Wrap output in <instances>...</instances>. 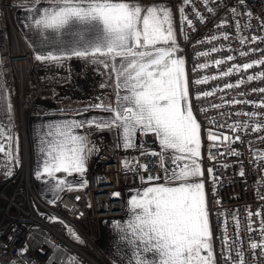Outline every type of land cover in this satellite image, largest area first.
I'll return each mask as SVG.
<instances>
[{"label": "built area", "instance_id": "2783aa9c", "mask_svg": "<svg viewBox=\"0 0 264 264\" xmlns=\"http://www.w3.org/2000/svg\"><path fill=\"white\" fill-rule=\"evenodd\" d=\"M132 2L159 3L171 9L174 16L177 46L184 55L188 100L202 132L197 162L203 173L200 179L205 187L216 264H233L238 251H243L245 264H264L261 249L249 247L251 242L264 240V128L252 131L258 123L264 125V107L259 106L264 105V92L254 91L264 88V78L248 80V76L264 72V65L255 64L247 70L242 67L264 59V0ZM19 7L0 0V90L9 101V109L0 112V144L5 145V152H0V264H57L49 263L50 246L42 240L30 241L33 230L44 233L51 244L70 250L82 264H113L98 245L99 220L125 213L126 191L165 182L164 169L169 168L165 153L163 160L160 155H152L160 153L161 148L151 132L140 135L138 147L123 148L116 138V128L84 123L82 132L93 146L86 187L67 190L52 202L43 201L33 184L28 114L40 98L59 95L75 102L78 109H88L105 105L108 93L91 88L79 57L35 59L11 16V11ZM202 52L208 55H199ZM217 60L224 62L217 65ZM200 64L208 66L200 68ZM233 65L240 71L222 75ZM204 77L216 78L195 83ZM241 80L244 83L238 84ZM206 92L212 94L203 95ZM247 113L260 115L250 117ZM106 131L109 137L103 135ZM208 133L220 139L209 140ZM14 136L19 139L15 165ZM224 136L230 139L225 141ZM9 149L11 159L6 155ZM170 165H174L172 161ZM149 176L156 179L148 180Z\"/></svg>", "mask_w": 264, "mask_h": 264}, {"label": "snow or ice", "instance_id": "6c2138e0", "mask_svg": "<svg viewBox=\"0 0 264 264\" xmlns=\"http://www.w3.org/2000/svg\"><path fill=\"white\" fill-rule=\"evenodd\" d=\"M37 3L39 0L27 9L33 13L29 16L31 27L37 30L42 44L63 49L59 55L52 51L37 55V60L59 61L71 55L91 57L94 62L99 57H107L113 62L118 89L116 107L105 109L111 113L108 119H93L87 123L98 128L122 129L125 147L133 146L132 138L137 131L151 132L158 138L161 148L160 153L153 152L152 155H160L163 160L166 151L171 150L174 154L172 163L176 167L170 174L167 168L164 169L165 183L148 186L132 195L128 202L130 219L124 225H116L124 233L122 239L134 247L133 264H216L204 184L191 182V178L203 174L196 159L200 155V125L188 104L184 60L176 55L170 10L157 5L144 7L132 0H50V7L39 9L35 7ZM199 55L207 56L208 53ZM223 62L215 61L217 65ZM255 64L264 65V59L245 63L242 67L247 70ZM207 66L199 65L200 68ZM233 70L240 71V68L233 65L222 75H230ZM215 78L204 77L195 83L202 84ZM261 78H264V72L248 76L249 81ZM242 83L243 80L238 81V84ZM254 91L264 92V88ZM211 94L203 93L205 96ZM95 107L104 108V105ZM246 115L256 117L260 114ZM47 127L40 148L45 160L37 177L42 174L51 177L61 171L83 173L86 155L92 150L87 147L86 137L74 131L83 127V122ZM262 128L264 125L258 123L252 131ZM208 139L217 141L220 137L209 133ZM229 139L223 137L225 141ZM0 152H5V145L0 144ZM6 155L11 159L10 149ZM181 161L184 162L182 167L178 163ZM208 171L211 173L212 170ZM6 174L11 175L10 172ZM153 179L156 178L148 177V180ZM64 183L58 181L57 187ZM261 228L264 233V224ZM72 235L79 239L75 233ZM227 240L225 236V243ZM249 247L261 249V255H264V240L251 242ZM236 257L233 264H245L243 251H238Z\"/></svg>", "mask_w": 264, "mask_h": 264}, {"label": "crops", "instance_id": "0c3cea01", "mask_svg": "<svg viewBox=\"0 0 264 264\" xmlns=\"http://www.w3.org/2000/svg\"><path fill=\"white\" fill-rule=\"evenodd\" d=\"M37 4L42 5V6L38 5L39 8L40 7L45 8L51 6L50 0L48 1L42 0V2H39ZM151 5H156V4H151ZM157 6L160 5L157 4ZM17 9H21V7ZM169 10L172 14V26H173V32L175 35V44H176L177 35L174 24V16L171 9ZM18 32L30 47L32 51V55L35 59L37 55H47L48 52L50 51L54 52L57 55H59L60 52L63 51V49L55 48L48 43H43V44L41 43V45H38L36 41L32 39L29 29L20 28ZM161 46L168 47V45H161ZM176 47H177V52L180 54V57L182 58L183 51L180 48H178L177 44ZM67 56H71V55H67ZM79 58L83 60L82 73L87 78V80L90 81L89 83H91L92 89L94 91H106L108 93V101L104 105V108L78 109V107H76L75 105V102L67 101L61 96L55 95L53 97L40 98L36 102L32 111L28 114L27 134H28V143L31 154V168L34 174V181H33L34 189L36 193L46 202H52L58 199L60 195L67 190L86 187L87 184L86 173L88 169V160L91 154L93 153V146L88 142L87 147L92 150L86 155L84 161V172L83 173L72 172L71 174H69L61 171V173H63V175H65L66 177V179L62 180L65 182L62 186L57 187V182L60 180H52L50 179V176H48L47 174H42L41 176L37 177L36 173L38 171L42 172L43 164L45 160V155L40 151V148L42 146L41 141L44 138V134L48 131L47 126L52 124H61L64 122H73V121L77 123L83 122L84 124L93 119L98 121L106 120L111 116V113L106 111L105 109L108 106L116 107V96L118 91L116 87L117 80H116V74L112 71L113 62L110 60V58L99 57L95 62L91 57H87V58L79 57ZM105 64H107L108 67H105ZM184 72H185V67H184ZM120 94L123 95L124 94L123 91H121ZM58 97L62 99H59ZM64 101L66 103H63ZM74 131L77 134L84 136L81 127L74 129ZM142 133H146V132H143L142 130L136 132V134L132 138V143H133L132 147L124 146L122 129L119 131L117 130L116 138L118 139V143L121 147L135 148L138 147L140 144V135ZM103 135L105 137H109V133L107 131L104 132ZM111 136L112 133H110V137ZM14 137H15L14 139L15 145L19 146V139L16 138V136ZM157 142L159 144L158 138H157ZM12 150H13V155H15L13 145H12ZM200 151H201V140H200ZM173 155L174 154L172 153L171 150L165 152L166 163L168 164L169 167L168 174H170L172 169L176 167V165L173 166L170 165V161H172ZM180 166L182 167L183 164H181ZM201 172H202V168H201ZM57 173H54L53 176H55V174ZM43 176H45V179L42 178ZM191 182H202V180L200 179V176H198L191 178ZM158 183L162 184L165 182H158ZM158 183H153L142 188H136L126 191L125 213L118 216H109V217L100 218L99 220L100 238L98 241V245L113 264H133L134 247L132 245H129L125 240L122 239L124 233L116 228L117 224L124 225L130 219V208L128 203L130 197L132 195H135L137 192H142L144 188ZM81 184L82 185L84 184L85 187H81ZM204 191H205V187H204ZM208 219H209V215H208Z\"/></svg>", "mask_w": 264, "mask_h": 264}, {"label": "rangeland", "instance_id": "374dc122", "mask_svg": "<svg viewBox=\"0 0 264 264\" xmlns=\"http://www.w3.org/2000/svg\"><path fill=\"white\" fill-rule=\"evenodd\" d=\"M11 3H17L18 5H20L21 9H15L13 11H11V16H12V19H13V22H14V25L16 27L17 30H19L20 28H23V29H29L30 30V35L32 37V39L34 41H36V43L38 45H41V38L37 32L36 29H34L33 27H31V20L29 19V16L32 15L33 13H30L29 11H27V9L31 8L32 5L35 3V0H9ZM48 1V0H46ZM39 2H42V0H39ZM151 4H159V3H147V4H140L141 6H144V7H147ZM31 5V6H30ZM39 4H35V7L37 9H39L38 7ZM39 6H42V5H39ZM42 8V7H40ZM168 8V7H167ZM169 9V8H168ZM177 44V42H176ZM177 56L180 57V54L177 52L176 53ZM181 58V57H180ZM182 59L184 60V57L182 55ZM184 67H185V62H184ZM88 82H90L88 80ZM91 88H92V85L91 83H89ZM59 99H62L60 97H58ZM64 100V99H63ZM189 102V100H188ZM63 103H66L65 101ZM190 104V103H189ZM192 110V108H191ZM193 112V111H192ZM194 116V114H193ZM195 118V116H194ZM196 119V118H195ZM197 121V120H196ZM198 123V121H197ZM199 124V123H198ZM200 132H201V129H200ZM201 134V137H200V140L202 139V132L200 133ZM209 134V133H208ZM208 134H207V138H208ZM17 138V137H16ZM30 141V139H29ZM18 143V142H17ZM31 145V144H30ZM28 146H29V143H28ZM19 153V146L18 145H15V155H18ZM29 155H30V159H31V154H30V147H29ZM43 179H45V176L42 177ZM50 179L52 180H63V179H66L65 175H63V173L61 172H58L57 174H55V176H51ZM82 185V184H81ZM83 187H85V185L83 184ZM40 197V196H39ZM41 198V197H40ZM42 199V198H41ZM43 200V199H42ZM45 201V200H43ZM46 202V201H45ZM71 260L72 259H78V264H82V261L79 260V258L71 252V256H70ZM77 261V260H76ZM69 264H74V262H70Z\"/></svg>", "mask_w": 264, "mask_h": 264}, {"label": "trees", "instance_id": "16d2710c", "mask_svg": "<svg viewBox=\"0 0 264 264\" xmlns=\"http://www.w3.org/2000/svg\"><path fill=\"white\" fill-rule=\"evenodd\" d=\"M0 112L3 114L5 113L9 107L7 106V103H9L7 95L4 93V91L1 89L0 90ZM15 141V140H13ZM13 148H14V152H15V143L13 144ZM18 159V155H14L13 156V162L14 165L16 164ZM39 240H42L43 242H45V244H47L48 246H50L52 253L49 257V263L50 262H54L57 264H69L70 262H74V264H78V259H72L70 258L71 256V252L70 250H67L63 247H57L53 244H51L47 238V236L44 233H41V231H37V230H33L31 232L30 235V241L32 243H35Z\"/></svg>", "mask_w": 264, "mask_h": 264}]
</instances>
